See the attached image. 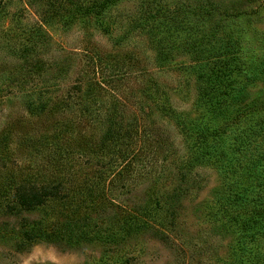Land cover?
I'll use <instances>...</instances> for the list:
<instances>
[{"label": "rangeland", "instance_id": "rangeland-1", "mask_svg": "<svg viewBox=\"0 0 264 264\" xmlns=\"http://www.w3.org/2000/svg\"><path fill=\"white\" fill-rule=\"evenodd\" d=\"M0 2V264H234L237 259L264 264V183L256 186L254 176L246 181L250 202L233 204L229 211L225 207L235 201L228 200L221 169L200 167L199 187L184 200L169 242L144 234L122 237L118 205L132 206L143 185L105 189L119 171L135 168L129 174L136 178L143 126L146 134L159 127L166 138L181 143L175 120L164 110L194 116L197 108H205L197 80L207 61L210 74L217 64L240 63L238 56L244 68L246 101L218 119L243 112L245 102L264 113V0H121L99 15L82 12L92 0ZM154 8L157 12L150 13ZM22 71L31 72L26 88L11 87ZM79 84L84 112L65 108L49 121L52 117L25 108L37 98L75 100ZM120 109L127 114L128 132L103 139L104 150L81 155L76 141L71 143L74 136L80 131L100 139L118 122L113 111ZM20 113L27 114L25 125L38 121L42 138L36 145H21L14 135L17 149L9 161V128ZM13 165L37 175L64 176L68 198L10 215ZM257 192L263 197L259 203L251 199ZM244 208L247 213L239 214ZM245 216L257 220L238 218ZM27 217L54 225L57 241L26 240ZM87 229L90 237L80 238ZM95 231L99 239H91Z\"/></svg>", "mask_w": 264, "mask_h": 264}, {"label": "trees", "instance_id": "trees-1", "mask_svg": "<svg viewBox=\"0 0 264 264\" xmlns=\"http://www.w3.org/2000/svg\"><path fill=\"white\" fill-rule=\"evenodd\" d=\"M92 1L94 2L91 6L82 12L103 14L111 5H116L121 0ZM155 11L157 12L154 8L150 13ZM235 55L237 56L236 53ZM238 59L240 63L235 59L234 63L224 62L215 65L212 67L211 74L209 73L211 67L208 66L212 63L207 61L204 64V71H201L197 80V89L198 100L205 108H197V115L179 113L174 108L164 110L169 118L175 120L179 130L178 135L181 137L180 144L174 139L166 138L159 127L151 126L147 134L148 129L144 126L139 131L138 152L136 153L139 160L136 165V178L129 174L135 168L119 171L115 178L105 186L108 192H112L119 186L135 187L139 184L144 186L140 189L141 198L131 202L132 206L118 205L120 207L118 208L120 210L118 225L121 226L122 237L125 240L144 234L169 242L173 238L172 224L179 216L184 200L193 188L199 187V183L196 182L199 175L198 169L204 165L218 167L224 174L228 200L230 197L232 201H235L225 207L228 210L232 209L233 204L242 203L244 205L249 201L247 191L251 192L252 188L246 184L247 177L254 176L258 181L256 186L263 185L264 113L258 112L261 108L252 106V104L246 107L245 102L243 112L233 117L218 119L225 109L233 108L235 104L237 107L241 106L246 101L242 95L245 85L242 80L245 79L243 78L244 68H242V58L238 56ZM30 73V71L18 73V77L16 76V79L11 82V87L25 89L30 80ZM77 90L80 94H77L75 100L64 95L53 96L43 101L37 98L36 101L25 102V108H28L32 115L39 116L42 113L46 118L47 116L52 117L49 121L56 120L59 112L65 111V108H82L84 112L86 102L83 85L79 84ZM127 103L129 104V101ZM113 114L118 122L112 126L108 125L100 139L98 138L99 141L94 138L90 139L89 134H82L80 131L74 136L71 143L74 145L73 141H76L77 147L82 150L81 155L104 150L106 143H103V139L114 137L113 135L121 136L128 132L129 126L124 123L127 118L125 110L113 111ZM27 119L25 113L15 115L16 122L9 128V161L17 149L12 144L15 142L14 135L21 145L31 143L36 145L42 138L41 125L37 126L38 121L28 126L25 125ZM134 119H137L136 115ZM45 122L48 121L45 120ZM11 173L14 175L12 176L14 181L11 184L9 197L10 215L20 216L23 212L33 211L52 200L68 198V192H64L66 178L59 176L58 173L57 175H37L23 167L16 169L14 165L9 167V174ZM125 180L127 182H124ZM251 199L259 203L263 197L260 196V192H257ZM106 202L109 205L113 204L109 207L110 209H115L112 199H107ZM244 210L245 208L240 210L239 214H246L247 211L244 212ZM252 211H255V208H252ZM108 216H111L110 213ZM238 218L241 222H249V220L256 222L257 220L256 218L248 220L246 216ZM22 228L23 236L28 241L43 238L56 242L58 238L55 226L49 225L42 219L27 217L24 219ZM90 232L92 231L88 229L81 231L79 237L89 238ZM96 232L91 234V239H99V234ZM244 263V260L237 259L234 264Z\"/></svg>", "mask_w": 264, "mask_h": 264}]
</instances>
